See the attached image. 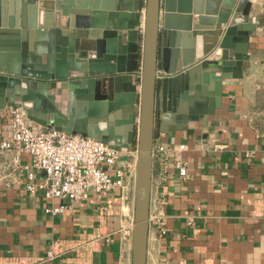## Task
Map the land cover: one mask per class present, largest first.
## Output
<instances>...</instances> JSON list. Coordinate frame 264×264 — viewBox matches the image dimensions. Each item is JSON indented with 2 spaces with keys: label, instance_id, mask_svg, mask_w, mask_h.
<instances>
[{
  "label": "crops",
  "instance_id": "crops-1",
  "mask_svg": "<svg viewBox=\"0 0 264 264\" xmlns=\"http://www.w3.org/2000/svg\"><path fill=\"white\" fill-rule=\"evenodd\" d=\"M214 1L161 0L159 62L166 49V62L170 66L176 64L177 54L173 50L196 55L195 36L181 24L182 16L189 14L184 7L205 8ZM141 2L143 25L145 0L61 3L69 18L87 26L62 28L66 33L58 46L69 59L77 38L92 37L96 45L105 42L107 37L102 35L105 28L101 26L105 15L119 6L129 8ZM16 5V0H8L4 7L10 13ZM2 7L0 0V12ZM55 11L63 16V9ZM167 13L171 20L165 28ZM250 16L256 18L257 27L250 32L248 57L240 66L243 74L223 78L220 101L213 112L186 121L178 113L163 111L158 103L154 142L184 143L182 159L188 175L184 178L174 174L163 179L158 161L153 163L150 214L160 213L167 231L161 234L157 223L149 222L146 264H264V0H252ZM197 19L198 14L192 13L191 21ZM76 30L85 37H78ZM136 42L138 59L131 49L133 41L116 38V45L120 44L123 50L124 66L138 67L139 77L142 37ZM158 74H163L161 69ZM87 78L46 80L40 84L41 91L34 90V94L39 96V102L59 114L66 116L73 111L81 116L79 120L86 134L77 133L93 138V134H101L104 141L111 139L115 146L130 148L132 153L124 156L122 162L127 164L128 177L132 178L137 156L134 126L139 105L124 112V97L115 98L116 105L115 100L111 104L108 92L101 99L95 98ZM204 82L209 90L212 83L207 78ZM63 83L68 86H61L58 92L57 84ZM13 104L22 105L16 101L0 108V143L10 138L8 109ZM28 125L35 131L49 128L29 118ZM12 157V151L6 152L0 157V165L2 160L11 163ZM30 161L28 154L21 158L22 163ZM43 178V172L36 171V184ZM28 182L25 172L13 173L11 167L0 179V264H132L135 209L132 180L124 192L120 189L94 192L75 202L46 198L41 189L31 193ZM62 204L66 205L62 212L46 211L47 207ZM53 247L59 255L44 260Z\"/></svg>",
  "mask_w": 264,
  "mask_h": 264
},
{
  "label": "water",
  "instance_id": "water-1",
  "mask_svg": "<svg viewBox=\"0 0 264 264\" xmlns=\"http://www.w3.org/2000/svg\"><path fill=\"white\" fill-rule=\"evenodd\" d=\"M1 1L0 108L19 101L30 120L68 133L80 131L86 134L79 120L81 116H76L73 111L66 116L59 114L39 102V96L34 94V90L41 91L40 84L46 80L83 76L88 77L95 98H103L108 92L113 104L124 97V112L139 105L138 122L134 126L137 158L132 264H146L158 103L163 111L178 113L186 121L198 120L213 112L220 101L223 78L243 74L240 66L248 57L250 32L257 27L256 18L250 16L252 0H215L205 8L186 5L184 9L189 14L182 16L181 24L195 36L196 55L173 50L177 54L173 66L166 62L168 49L164 51L162 62L158 57L161 0H145L143 25L142 2L129 8L119 6L110 10L101 25L105 28L102 35L107 40L96 45L92 37L90 40L77 38L69 59L58 46L62 43V34L66 33L62 28L87 25L75 23L68 17V11L61 5L67 0H16L17 5L10 13L4 7L8 0ZM57 9H63V16L55 11ZM192 13L198 14L196 22L191 21ZM170 20V14H165V28ZM75 33L85 37L80 30ZM53 36L56 37L54 41ZM140 37L142 66L138 77V67L126 69L124 66L123 50L120 44L116 45V38L133 41L131 49L138 59L136 39ZM159 69L163 74H158ZM204 78L212 83L207 85L209 90ZM57 86L59 92V88L68 85ZM93 135L97 140L103 139L101 134ZM109 143H112L111 139Z\"/></svg>",
  "mask_w": 264,
  "mask_h": 264
},
{
  "label": "built area",
  "instance_id": "built-area-1",
  "mask_svg": "<svg viewBox=\"0 0 264 264\" xmlns=\"http://www.w3.org/2000/svg\"><path fill=\"white\" fill-rule=\"evenodd\" d=\"M8 112L11 116L10 138L0 143V157L9 151L13 152V157L11 163L2 160L0 179L3 178V172L11 167L13 173L25 172L29 180V192L41 189L46 198L68 199L72 202L86 199L94 192H112L117 189L124 192L131 180L134 188L135 165L133 177L129 178L128 166L122 162L124 156L132 153L130 148H121L104 140L54 127L35 131L28 125L27 112L20 104L11 105ZM185 149L184 143L154 142L153 163L158 161L163 179L174 174L184 178L188 175L182 159ZM24 154L30 156V163L21 162ZM36 171L44 174L38 184L35 181ZM65 209L66 205L62 204L47 207L46 211L59 213ZM151 220L157 223L161 234L166 233L165 220L160 213L152 216L149 213V222ZM58 255L59 252L53 247L43 259H54Z\"/></svg>",
  "mask_w": 264,
  "mask_h": 264
}]
</instances>
